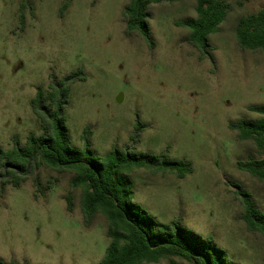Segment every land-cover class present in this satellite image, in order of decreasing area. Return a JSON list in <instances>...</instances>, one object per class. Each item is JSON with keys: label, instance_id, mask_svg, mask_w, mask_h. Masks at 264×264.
<instances>
[{"label": "rangeland", "instance_id": "obj_1", "mask_svg": "<svg viewBox=\"0 0 264 264\" xmlns=\"http://www.w3.org/2000/svg\"><path fill=\"white\" fill-rule=\"evenodd\" d=\"M21 1L0 0V149H11L15 136L23 146L30 133H41L30 107L37 87L47 90L80 70L83 80L72 85L66 105L70 146L82 149L87 128L97 156L115 147L188 163L192 172L184 179L144 169L125 175L133 202L159 223L176 220L211 237L235 264H264V237L246 229L237 195L247 193L264 213V181L238 165L263 153L228 129L256 120L249 107L264 105V55L240 50L234 35L238 20L264 8V0H227L230 11L209 36L213 61L202 59L187 43L188 31L176 25L195 18L197 0L148 6L152 50L125 35L128 0H70L62 14L63 0H31L20 25ZM72 177L41 166L19 188H4L0 262L99 264L106 221L98 214L83 226Z\"/></svg>", "mask_w": 264, "mask_h": 264}, {"label": "trees", "instance_id": "obj_2", "mask_svg": "<svg viewBox=\"0 0 264 264\" xmlns=\"http://www.w3.org/2000/svg\"><path fill=\"white\" fill-rule=\"evenodd\" d=\"M31 0L19 4L18 21L23 25L25 12ZM176 0H128L123 10L125 35H136L149 50L155 47L150 35L147 8L150 4L173 3ZM70 5L63 0L62 14ZM239 7L242 6L238 3ZM230 11L227 0H197L195 18L177 22L188 31L187 43L202 59L213 61L209 36L216 33ZM235 40L242 51L264 55V8L255 14L241 17L235 27ZM81 73H70L61 80L51 81L48 89L37 87L30 100L33 115L39 122L41 133H30L23 146L17 136L9 150L0 149V195L6 186L19 188L39 167L73 174L72 190H80L82 224L89 227L96 215L107 225V248L99 264H155L162 259L177 264L179 258L188 264H235L226 253L213 243L211 237H202L183 228L178 221L162 224L133 202L131 182L125 175L144 169L152 175L171 173L178 179L191 174L184 161H169L166 157L143 155L113 147L104 156L93 154L89 143V129L81 135L82 149L70 146L66 127V105L72 85L82 81ZM259 116L254 121H238L228 125L239 141L252 142L263 153L260 160H251L239 167L251 177L264 181V105L248 109ZM140 126H136L138 132ZM133 138V137H132ZM242 206V220L246 229L264 237V213L259 212L247 193H237ZM66 210H72V197H65ZM0 264H4L0 262ZM14 264V263H10Z\"/></svg>", "mask_w": 264, "mask_h": 264}]
</instances>
